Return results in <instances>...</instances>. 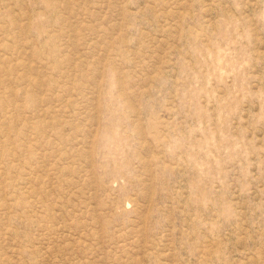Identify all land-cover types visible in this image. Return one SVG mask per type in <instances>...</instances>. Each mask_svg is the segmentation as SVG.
<instances>
[{
	"label": "rangeland",
	"instance_id": "rangeland-1",
	"mask_svg": "<svg viewBox=\"0 0 264 264\" xmlns=\"http://www.w3.org/2000/svg\"><path fill=\"white\" fill-rule=\"evenodd\" d=\"M0 264H264V0H0Z\"/></svg>",
	"mask_w": 264,
	"mask_h": 264
}]
</instances>
